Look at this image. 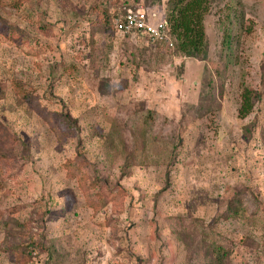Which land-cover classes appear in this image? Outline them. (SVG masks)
I'll list each match as a JSON object with an SVG mask.
<instances>
[{
	"label": "rangeland",
	"instance_id": "374dc122",
	"mask_svg": "<svg viewBox=\"0 0 264 264\" xmlns=\"http://www.w3.org/2000/svg\"><path fill=\"white\" fill-rule=\"evenodd\" d=\"M170 5L0 0V264H264V0L203 58L111 27Z\"/></svg>",
	"mask_w": 264,
	"mask_h": 264
},
{
	"label": "trees",
	"instance_id": "16d2710c",
	"mask_svg": "<svg viewBox=\"0 0 264 264\" xmlns=\"http://www.w3.org/2000/svg\"><path fill=\"white\" fill-rule=\"evenodd\" d=\"M171 5L165 12L166 29L172 38V50L186 56L203 58L206 51L205 32L202 27L203 14L207 10V0H169ZM132 7V6H128ZM237 115L244 117L253 106L257 94L250 88H242L239 94Z\"/></svg>",
	"mask_w": 264,
	"mask_h": 264
},
{
	"label": "built area",
	"instance_id": "2783aa9c",
	"mask_svg": "<svg viewBox=\"0 0 264 264\" xmlns=\"http://www.w3.org/2000/svg\"><path fill=\"white\" fill-rule=\"evenodd\" d=\"M153 9L118 7L111 17L113 31L122 36H132L142 45L163 44L172 47V38L166 29L164 14Z\"/></svg>",
	"mask_w": 264,
	"mask_h": 264
}]
</instances>
